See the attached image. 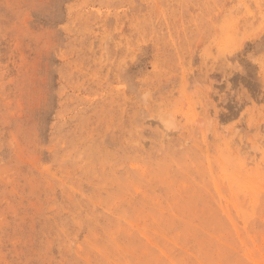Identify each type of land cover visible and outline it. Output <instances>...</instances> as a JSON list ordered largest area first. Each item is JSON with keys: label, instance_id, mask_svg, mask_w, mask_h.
<instances>
[{"label": "rangeland", "instance_id": "obj_1", "mask_svg": "<svg viewBox=\"0 0 264 264\" xmlns=\"http://www.w3.org/2000/svg\"><path fill=\"white\" fill-rule=\"evenodd\" d=\"M0 264H264V0H0Z\"/></svg>", "mask_w": 264, "mask_h": 264}]
</instances>
